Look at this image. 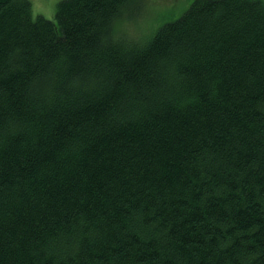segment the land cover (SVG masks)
Returning a JSON list of instances; mask_svg holds the SVG:
<instances>
[{"label": "trees", "instance_id": "1", "mask_svg": "<svg viewBox=\"0 0 264 264\" xmlns=\"http://www.w3.org/2000/svg\"><path fill=\"white\" fill-rule=\"evenodd\" d=\"M143 2L0 0V264H264V0Z\"/></svg>", "mask_w": 264, "mask_h": 264}, {"label": "rangeland", "instance_id": "2", "mask_svg": "<svg viewBox=\"0 0 264 264\" xmlns=\"http://www.w3.org/2000/svg\"><path fill=\"white\" fill-rule=\"evenodd\" d=\"M35 15H43L55 21L58 4L63 0H31ZM190 0H144L141 16L137 23L128 24L135 34L150 36L153 31L165 22L179 18L187 8ZM186 4V5H185Z\"/></svg>", "mask_w": 264, "mask_h": 264}]
</instances>
